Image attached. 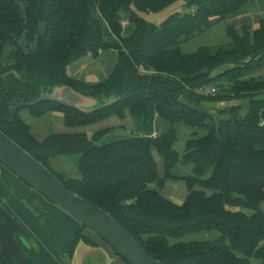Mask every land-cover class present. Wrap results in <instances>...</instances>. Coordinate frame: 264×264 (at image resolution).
Segmentation results:
<instances>
[{"label":"trees","instance_id":"obj_1","mask_svg":"<svg viewBox=\"0 0 264 264\" xmlns=\"http://www.w3.org/2000/svg\"><path fill=\"white\" fill-rule=\"evenodd\" d=\"M176 1L0 0V75L9 72L6 100L25 91L26 101H33L61 84L99 99L114 96V102L90 113L50 100L27 107L35 116L61 111L67 126L122 117L127 110L136 132L101 144L106 129L91 137L52 133L40 141L16 114L7 120L10 112L1 104L0 129L49 169L52 158L78 155V178L51 172L67 189L109 212L163 264H249L251 256L264 264V79L249 72L264 61V17L255 29L247 23L240 29L227 25L229 44L183 53L180 43L251 0H187L193 10L172 13L159 24L137 13H157ZM125 21L133 26L127 35ZM108 48L117 51V62L105 80L84 84L66 73L67 65L86 53ZM206 85H215L216 93H199ZM231 97H247L244 115L240 106L230 108L205 133L187 138L182 152L175 149V123L204 125L211 118L204 103ZM156 119L170 126L152 136ZM154 151L163 159V175ZM179 163L193 164L194 176L187 177L189 191L178 204L160 189L166 178L178 177L172 169ZM194 183L201 188L193 189ZM85 228L81 224L69 241L68 259L80 243L97 245ZM213 231L218 232L214 238L179 240Z\"/></svg>","mask_w":264,"mask_h":264},{"label":"rangeland","instance_id":"obj_2","mask_svg":"<svg viewBox=\"0 0 264 264\" xmlns=\"http://www.w3.org/2000/svg\"><path fill=\"white\" fill-rule=\"evenodd\" d=\"M187 0H177L160 12H137L139 16L147 21L159 24L167 16L178 12L180 14L190 12L193 7L186 5ZM123 18L127 13L121 12ZM264 17V0H251L242 10L227 16L225 19L213 22L207 30L180 43L179 47L183 53H192L200 46H217L230 43V38L226 35L227 25H233L240 29L243 23H247L251 29H255L259 24V19ZM124 24V22H123ZM133 29L131 24L124 26L125 35ZM117 62V51L113 48L100 50L97 54L86 53L77 60L71 62L66 67V73L74 79L84 84H93L105 80L112 72ZM249 72L256 77L264 79V61L262 66L254 69L250 67ZM206 89L215 88V85H206ZM82 90L85 87H81ZM210 92V91H209ZM216 93V92H215ZM214 92L208 93L214 95ZM260 97H264L261 94ZM204 105L209 110L211 118L207 119L204 125L190 126L183 122L175 123L178 133V141L175 149L182 152L185 140L190 136L205 133L207 125H214L222 117L229 114L228 110L240 106V113L244 115L248 107V99L229 98L216 101L205 102ZM16 116L29 125V130L37 140L45 139L52 133H78L84 132L91 137L95 132L106 129L98 143H107L118 139L130 137L136 132L133 116L126 110L124 115H110L100 121L79 126H67L63 121L61 111H46L42 116H35L27 106L20 107L16 111ZM170 126L167 121L156 119L152 136L161 131H165ZM157 168L161 175L164 173L163 159L154 151ZM78 155L58 156L49 161L52 171L62 173L65 177H79L77 167ZM193 164L179 163L172 173L178 177L166 178L160 192L175 203H181L189 191L187 177L194 176ZM208 175V174H207ZM193 189H200L199 183L193 184ZM209 192L208 190H206ZM0 202L2 206L14 217L28 232L32 243L21 239L22 248L26 256L36 264H63L66 257V250L73 234L81 229V224L72 216L64 212L55 204L47 200L37 191L29 189L18 177L0 163ZM264 210V202L260 205ZM240 209L249 214L250 209ZM84 234L90 236L98 245L106 244L90 229H83ZM218 232L211 233L198 232L184 235L179 240H204L214 238ZM85 251V252H84ZM83 259L75 257L74 264H100L101 259L97 256V249H86L82 247ZM110 255H115L114 251H109ZM117 260V259H116ZM119 260V259H118ZM259 260L255 256L249 258V264H258ZM115 264H127L123 260L116 261Z\"/></svg>","mask_w":264,"mask_h":264},{"label":"water","instance_id":"obj_3","mask_svg":"<svg viewBox=\"0 0 264 264\" xmlns=\"http://www.w3.org/2000/svg\"><path fill=\"white\" fill-rule=\"evenodd\" d=\"M8 73L2 75L3 85L0 86V90H3V93L0 104L8 105L10 118L7 120L9 121L14 120L15 111L18 108L32 106L45 100L54 101L84 113H90L99 107L109 105L117 99L114 96H101L100 99L87 96L68 85L61 84L54 86L50 93L42 92L36 100L29 102L26 101L27 93L25 91H17L15 98L5 104V94L8 92V81L5 77ZM0 163L47 200L101 237L130 264H163L160 260L151 257L143 246L109 212L89 203L67 189L47 166L1 129ZM0 219L2 220L0 222V262L8 264L9 259L12 258L15 264H29V259L24 254L21 244L15 239V235H20L26 242L32 243L33 241L28 232L1 204ZM65 260L63 264H72L70 259L65 258Z\"/></svg>","mask_w":264,"mask_h":264},{"label":"crops","instance_id":"obj_4","mask_svg":"<svg viewBox=\"0 0 264 264\" xmlns=\"http://www.w3.org/2000/svg\"><path fill=\"white\" fill-rule=\"evenodd\" d=\"M124 24L126 25V21L124 22ZM82 247H85L86 249H97V251H98L97 256L101 259L100 264H115L116 261L122 260L117 255L116 256L113 255V254L110 255L109 251H111L112 248L108 244H103V246L102 245H98V244L95 245V246H91V245H88V244H85V243H80L77 246V248L75 249L74 255L71 258L72 264H74L73 261H74L75 257H77L79 259H83L82 255L84 254L85 251L83 253H81Z\"/></svg>","mask_w":264,"mask_h":264},{"label":"flooded vegetation","instance_id":"obj_5","mask_svg":"<svg viewBox=\"0 0 264 264\" xmlns=\"http://www.w3.org/2000/svg\"><path fill=\"white\" fill-rule=\"evenodd\" d=\"M6 78V77H5ZM3 85V78H2V74L0 75V86H2ZM7 88V87H6ZM8 88H9V85H8ZM0 92H1V95H0V100H1V96H2V93H3V90H0ZM7 94V93H6ZM6 94H5V99H4V103L5 104H7V102H9V101H11L13 98H15V96L12 98V99H10V100H6ZM4 107H6L7 109H8V105H5ZM19 109V108H18ZM17 109V110H18ZM16 110V111H17ZM16 111H15V114H16ZM14 176H16L15 174H14ZM17 177V176H16ZM20 180V179H19ZM22 181V180H21ZM23 182V181H22ZM24 183V182H23ZM29 189H32V190H34L33 188H31L30 186H28L26 183H24ZM1 204H2V202H0ZM2 206V205H1ZM0 222H2V220L0 219ZM15 239L21 244V239H22V237L20 236V235H15ZM21 246H22V244H21ZM77 248V247H76ZM67 250H68V248H67ZM67 252V251H66ZM24 254H25V251H24ZM26 255V254H25ZM11 259L12 258H10L9 259V262L11 261ZM29 259V258H28ZM68 259V258H67ZM70 259V258H69ZM71 260V259H70ZM9 262H8V264H9ZM1 263V262H0ZM2 264V263H1Z\"/></svg>","mask_w":264,"mask_h":264},{"label":"built area","instance_id":"obj_6","mask_svg":"<svg viewBox=\"0 0 264 264\" xmlns=\"http://www.w3.org/2000/svg\"><path fill=\"white\" fill-rule=\"evenodd\" d=\"M198 91H199V93H204V94H208V93H212V92L215 93L216 92L215 88H212V89L208 90L205 87H199Z\"/></svg>","mask_w":264,"mask_h":264}]
</instances>
